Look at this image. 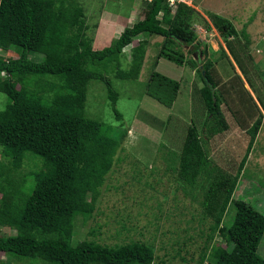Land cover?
<instances>
[{"label":"trees","instance_id":"obj_1","mask_svg":"<svg viewBox=\"0 0 264 264\" xmlns=\"http://www.w3.org/2000/svg\"><path fill=\"white\" fill-rule=\"evenodd\" d=\"M142 5L141 19L124 27L108 46L92 50L91 40L84 34V14L76 0H0V51L14 54L0 56V95L4 99L0 108V155L13 169L21 166L25 153L41 161L23 196L4 188L9 171L0 169V226L15 231L5 240L0 238V253L47 264H167L153 262L150 247L141 242L111 247L94 240L74 246L70 243L73 220L77 216L83 221L89 219L114 157L122 151L119 137L102 136L100 122L85 115L89 82L99 81L105 86L107 106L121 124L122 116L115 108L118 93L105 74L113 72L120 82L137 80L147 40H139L129 49L128 70H122L119 62L123 48L134 38L141 34L161 37L157 58L176 66L185 63L180 47L189 48L188 53L196 54V58L204 53L198 51L191 28L196 18L201 19L193 8L178 2L171 9L165 0L142 1ZM209 17L226 41L233 29L220 17ZM221 56L226 63V54L221 52ZM199 63L201 88L192 91L198 93L195 100L205 115L203 126L219 115L223 95H236L235 102L244 100L246 120L252 119L246 129L250 136L246 152L236 174L231 180L215 178L214 188L202 194L204 213L212 218L210 230L224 234L227 245L225 254L213 251V264H264L257 253L264 215L243 201H233L230 225L219 227L260 118L254 119L245 106L250 97L245 90L246 96L239 93L238 76L220 85L216 60ZM150 80L153 89L170 85L171 98L177 91V84L158 72L153 71ZM154 95L155 90L150 96ZM183 133L176 171L179 181L195 190L198 180L211 177L196 129L188 126ZM203 260L204 253L193 264H202Z\"/></svg>","mask_w":264,"mask_h":264},{"label":"rangeland","instance_id":"obj_2","mask_svg":"<svg viewBox=\"0 0 264 264\" xmlns=\"http://www.w3.org/2000/svg\"><path fill=\"white\" fill-rule=\"evenodd\" d=\"M182 1L201 15V19L196 18L191 25L199 43L198 51L204 52H195L199 58L188 53L189 48L180 47L185 63L176 66L157 58L161 37L141 34L134 38L129 46L123 48L119 62L122 70H128L129 49L139 40H147L137 80L120 82L114 78L113 72L105 74L118 93L115 108L122 116L121 124L107 106L105 86L99 81H90L87 85L86 117L100 122L99 133L102 136L119 137L122 151L114 157L89 219L83 221L77 216L73 220L72 246L83 240H94L110 247L141 242L150 247L153 262L167 264H193L203 253L202 264H213V251L226 253L224 234L210 230L212 218L204 213L202 194L214 188L215 178L231 180L236 174L246 152L250 138L246 129L252 119L246 120L244 100L243 103L235 102L238 99L236 95H223L219 115L208 126H203L205 115L199 109L200 102L195 100L198 93L192 90L201 88L197 70L199 62L204 60H216L214 68L219 74L216 77L220 85L225 86L233 76L239 77V84L234 79L239 93L246 96L245 90L250 97L245 106L249 107L254 119L260 118V126L219 227L230 225L234 214L233 201H243L264 215V0ZM76 2L84 14L87 28L84 34L91 40L92 50L108 46L124 27L142 16L141 0ZM212 15L220 17L233 29L226 41L216 32L214 20L209 17ZM205 26L209 31L204 30ZM221 52L226 54V63ZM0 56L13 57L14 54L0 51ZM153 71L177 84L172 98L170 85L152 88L150 76ZM154 90L155 97L150 96ZM3 102L0 95V108ZM188 126H193L200 137L211 177L198 180L195 190L185 187L176 171L183 132ZM0 167L9 171V185H4V188H11L23 196L33 183L32 173L41 168V161L25 153L21 166L13 169L9 160L0 155ZM14 234L13 229L0 226V238L3 240ZM257 253L264 259V233ZM0 264L47 263L0 253Z\"/></svg>","mask_w":264,"mask_h":264},{"label":"clouds","instance_id":"obj_3","mask_svg":"<svg viewBox=\"0 0 264 264\" xmlns=\"http://www.w3.org/2000/svg\"><path fill=\"white\" fill-rule=\"evenodd\" d=\"M142 1H146V0H141V2H142ZM150 1H151V0H150ZM150 1H146V2H150ZM178 2L185 3L184 1L181 0V1H174V3H173L172 5H169V4H168V1L165 0V3H166L170 8L174 7L175 4L178 3ZM185 4H186V3H185ZM139 19H141V17H140ZM139 19H138V20H139ZM133 23H134V22H133Z\"/></svg>","mask_w":264,"mask_h":264},{"label":"built area","instance_id":"obj_4","mask_svg":"<svg viewBox=\"0 0 264 264\" xmlns=\"http://www.w3.org/2000/svg\"><path fill=\"white\" fill-rule=\"evenodd\" d=\"M146 1H150V0H146ZM169 5H172L174 3V1H181V0H167Z\"/></svg>","mask_w":264,"mask_h":264}]
</instances>
